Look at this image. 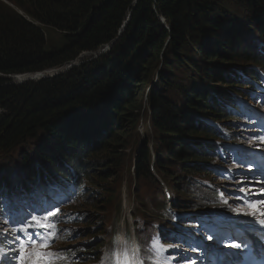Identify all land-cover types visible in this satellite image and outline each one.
<instances>
[{"label": "trees", "instance_id": "obj_1", "mask_svg": "<svg viewBox=\"0 0 264 264\" xmlns=\"http://www.w3.org/2000/svg\"><path fill=\"white\" fill-rule=\"evenodd\" d=\"M1 1L0 149L34 138L31 160L39 156L44 164L51 161L44 146L54 136L61 144L51 157L90 162L98 181L109 183L100 200L107 206L120 205L122 166L133 154L134 197L167 219L165 244L184 243L187 234L172 225L160 181L173 209L201 207L197 191L208 188L196 179H208L218 126L230 119L222 103L242 77L234 65L255 61L257 42L264 46V0ZM48 28L61 42L49 44ZM112 41L52 77L24 83L4 77L71 63ZM143 114L155 142L143 140L135 152ZM19 170L33 174L34 166ZM177 217L193 224L188 215Z\"/></svg>", "mask_w": 264, "mask_h": 264}, {"label": "bare ground", "instance_id": "obj_2", "mask_svg": "<svg viewBox=\"0 0 264 264\" xmlns=\"http://www.w3.org/2000/svg\"><path fill=\"white\" fill-rule=\"evenodd\" d=\"M2 1L9 4L8 0H2ZM10 6H13V5H10ZM35 23H38V22L35 21ZM251 43L253 44V41H251ZM260 45H261V43L257 42V47L261 48V46H263V45H261V46ZM51 71H54V69H49V71H47V72H51ZM39 73H45V72H39ZM36 74L38 75V73H36ZM23 79H27L26 74L23 76H15L16 81H20ZM18 83H23V82H18ZM253 89L254 90H263L264 84L263 83L256 84L253 86ZM253 89L248 87L247 90H245L243 93H241L240 97H243V98L248 97L249 95H251L254 92ZM248 90H252V91H248ZM93 102H94V100H93ZM238 104L239 103L237 100L235 107L239 111H247V110L250 111L249 107H245L243 105H241L239 107ZM251 106L254 109H257V107L254 106L253 102L251 103ZM143 115H144V117L146 116L145 114H143ZM143 115L139 117V121H138L137 126H136L138 138H137V142L135 145V150H134L135 152H136L137 148L141 145L143 140H146L148 145L155 142V139L153 137L150 139V138H148L147 134H144V133L140 134V132H139V124H140L141 119L143 118ZM150 126H151L150 122L148 121V127H150ZM239 128H240V126H237V124L235 126H225L223 131L221 132V135L222 136H228L231 134H235V135L240 134ZM239 142L241 143L239 146L246 147L249 144V143H243L242 140ZM134 151H133V153H134ZM10 153L11 152L3 151V152H0V155L2 157L8 158ZM208 154H210V153H208ZM38 157L39 156L33 158L31 161L36 162ZM28 161H30V160L25 159L22 162H19L17 160H13L11 162H8V165L5 168L0 169V171L4 170V172H5L4 174H0V193H14V198H13L14 206L9 207L8 209H5L4 211L0 212V215H6L5 213L7 211L16 212V214L8 216V221H10V220L13 221V223L15 225H17V229H18L19 233L23 234V235H25V233L20 231L21 228H26L30 232L39 231V229L36 227L37 222L35 221V219L40 217L43 219V221L41 223L54 225V227L62 229L63 231H60L58 237H59V239L63 240V233H65V231H64L65 229H63V216H66L67 218H72L73 217V211H74L73 210L74 208L65 211L66 202L68 200H70L71 202H75L77 200H83V198L79 195L78 188H80L82 186V181H83L84 177L87 174H92L91 173L92 170L89 169V167L92 164L90 162H87V161H81L82 162V168L79 166L80 163H77V165L73 164L67 168H63L62 166H60L58 168V172L60 174V179L56 182H58L60 184V188L63 192V208H62L58 203L62 192L52 191L46 184V179L50 178V177L46 176V175H42L41 172L38 173L39 170H41V169H42L41 171L44 170L45 164H48V167L51 168V166H52L50 164L51 161H46L44 164L43 163L42 164L37 163V164H30V165H29ZM25 162H27V163H25ZM20 166H26L28 169L31 166H34V173L31 174V173H28L27 171L17 170V167H20ZM95 173H96V171H95ZM225 173L227 174V172H225ZM50 179H52V178H50ZM105 185H109V183L103 184V186H105ZM92 189L94 191V194L88 195L89 198L92 200V204L90 205L92 207L91 212L93 213L92 219H94L95 222L97 221L98 225H99V223H103V221L101 220V216H99V212H100L99 203L100 202L96 199V196H95L96 190H97V185L92 186ZM135 190H136V186H134V190L132 191V194H134ZM71 194L73 195L72 198L70 196ZM230 196L241 197V195L237 192L231 193ZM220 198H224V196L222 195ZM220 198H218V199H220ZM231 207L234 210L239 211V209L237 208V206L235 204H232ZM85 208H87L86 205H85ZM246 213L248 216H259L257 213H249V212H246ZM53 216H55V219H53ZM4 217H6V216H4ZM33 217H35V219H33ZM46 217H47V219H45ZM134 218H135V215H134ZM95 222H93V224ZM246 222L249 223V222H251V220H247ZM87 223H88V220H87ZM136 224H137V222H136ZM160 224L165 226V224L163 222H160ZM175 225L178 227H181L183 225L188 226V224H184L180 221H177V223ZM94 228H96L95 225H94ZM66 230H68L70 232L77 233V229L71 230V229L67 228ZM85 230H88V229L86 228ZM54 232H56V230H54ZM54 232L51 229L50 235L54 236L53 235ZM81 232H84V229L81 228L79 230V233H81ZM99 234H101V233H99ZM4 236H5V234L3 232H0V238L4 237ZM92 242L98 243V239L92 238ZM0 243L4 244V242L1 239H0ZM192 243H194V242H192ZM48 244H49V247L46 249V251L48 252L50 248L58 251V253H60V260L63 261V253H65V251H63V247L61 246L58 239L55 237L54 242H49ZM194 244H195V246H198L197 244H199V243H194ZM32 247H34V246H32ZM6 249H8L7 246L5 247V250ZM28 250L30 253L32 252V250L30 248H28ZM99 250L102 253H105L106 250L110 251V247L100 246ZM177 250H178L177 248L171 249V251H169V253H167V255H164L160 252L154 253V256L157 258H163L164 257L167 261H175V259L177 258ZM202 250H203V252H207V254L212 255V256H217V255H221L224 253L223 248H215V249H210L208 251H207V249H202ZM52 252H53V250H52ZM77 252L82 253L84 251H83V249H78ZM198 256L200 259L202 258L201 257L202 255H198ZM31 258L35 259L34 253L32 254ZM64 259L66 260L65 264H68V263L82 264L81 261H77L75 258H70V257H68V255L64 256ZM169 259H172V260H169ZM45 260L48 262V264H55V261L51 257H45ZM105 260H107V261H105ZM111 260H112L111 257H105L104 255L102 257H100L98 255H94V256H92V259H91V261H93L94 264H110L109 262H111ZM150 260H152V257H149V261ZM5 264H7V261H5Z\"/></svg>", "mask_w": 264, "mask_h": 264}, {"label": "rangeland", "instance_id": "obj_3", "mask_svg": "<svg viewBox=\"0 0 264 264\" xmlns=\"http://www.w3.org/2000/svg\"><path fill=\"white\" fill-rule=\"evenodd\" d=\"M9 5H11V4H9ZM229 6L231 8H235L231 1L229 2ZM236 10L239 11L240 9L236 8ZM46 32H47V40H48L50 45L58 44L59 42H61V38H60V35L58 34V32H56V31H54L53 29H50V28H48ZM80 54H84L82 56L81 60L82 59H86L88 57L92 58L94 56V54H90L88 52H83V53H80ZM74 62H77V60L72 61V63H74ZM64 65H68V63L61 64V65H59L57 67H62ZM57 67H54V69L55 68L58 69ZM49 69H53V68H49ZM49 69H46L45 71H48ZM29 73H34V72H29ZM29 73H23L24 75L25 74L27 75V80L25 82L30 81V78H28ZM19 75H21V74H19ZM4 77H6L7 79L11 80L12 82H17L15 80L14 76H12V75H5ZM237 126H240V125L238 124ZM240 128H241V126H240ZM240 128H239V130H240L239 132L242 133V134H245V133L242 132V130ZM139 132H140V134H143V133L147 134L148 138H150V139L152 137L154 138V135L151 132V127H148L147 116L144 117V115H143V118L141 119L140 124H139ZM247 143H251V141H247ZM60 144H61L60 140L56 139L54 136H50L48 144L44 146V150L47 151L48 154H49V157H51V154L58 149ZM36 146H38V141L33 138V139H27L24 142H21V143H19L17 145H14V146H12V147H10L8 149H0V152H3V151L11 152L8 158L2 157L0 155V165L1 166L2 165H6L7 166L8 162H11L13 160H17L19 162H22L25 159L30 160V161H28L29 165L30 164H37V161L36 162L31 161V156L34 153V150H37ZM50 152H52V153H50ZM129 155L132 157L131 153H129ZM25 163H27V162H25ZM127 163H128V157H126V163L123 164V168H122V173H123V176H124L125 180H124L123 187H122L123 188V196H122V206H121L120 210L119 209L116 210L115 209L116 207L112 208V207L107 206L105 203L100 202L99 203V208H100L99 216H101V220L103 221V223H99V225H98V222L97 221L95 222V220L92 219V217H93V213L91 212L92 211V207L91 206H87V208L83 207V209L87 211L88 223L87 224L86 223L77 224L78 225V229H81L84 226L85 227L86 226L87 227H93L92 228L93 229L92 232H90L91 237H86V233H81V235L80 234H79V236L77 235L78 238L75 239L72 242L59 241L62 247H63V245L70 246L71 249L73 250L74 246L76 244H78V242H86L88 239L90 241H92V238H96L98 240H101L104 244L110 242L111 238H112V231H110V229H109L110 228L109 227V223L116 221L117 225H116V227L114 229V233L117 232L116 228L121 223L123 225V230H125V224H128V226L131 227L130 209H134V210L138 211L137 212V216H138L139 219L143 218V220H144V215H146L148 217L147 221L143 225V229H142V232H141L142 238L144 237V239H146L145 238L146 234L148 235V232H151L150 226H151L152 222L155 221V223L157 225H159L160 217H156L154 220H152V218H153L152 215L146 214V213H142V206L140 204H136L135 201L130 199L129 193H130L131 188H132V179H129V177H128V171L126 169V164ZM91 173H92V171H91ZM87 175L89 176L90 174H87ZM88 176H87V179H89ZM239 177H242V178H240L242 180L241 183H239L240 185H234L233 184L232 187H228L227 185H229V184H227L226 186L229 189L233 188L234 190L241 189L240 186H243L242 188L251 189L256 194H261V195L264 194V193H262L260 191V189H261L260 186H257L256 184H252L255 180L248 178L245 174H243V175H241ZM213 180H215V178H213ZM189 185H187V186H185L183 188L187 189V187ZM215 186H222V185L219 184V183H216ZM146 192L151 193V189L150 188L147 189ZM186 192H187L188 195L191 194L188 191H186ZM227 195L228 194H226L224 196V198H221V199L223 201H226V196ZM258 200H264V198L263 197H259V198L256 199V201H258ZM231 202L232 201H228V203H231ZM258 206H259V210H258L259 213L264 212V203H261ZM246 211H248V209H246ZM139 221H141V220H139ZM93 222H95V223L93 224ZM94 225L96 226L97 229L98 228L99 229L97 230L96 228H94ZM99 233H101L103 235H101ZM121 242H123L124 245H126V243H127L126 239L123 238L122 236H120V243ZM127 245H128V248H127L126 252H131L130 255H132V252H135V248H132L133 249V251H132V249L130 248L128 243H127ZM108 247H110V245H108ZM239 248H240V245H239ZM243 248H244V250L246 252H249V250L245 246ZM120 251H121V248H120ZM136 251H137V249H136ZM63 254H66V253H63ZM112 254H113V251L110 252L109 250H106V252L104 253V256L105 257H109ZM248 257L249 256H247V258ZM144 259H145V261H144L145 264H147L148 262L150 263L149 257L145 256ZM81 263L82 264H91L90 262H88L84 258L81 260Z\"/></svg>", "mask_w": 264, "mask_h": 264}, {"label": "snow or ice", "instance_id": "obj_4", "mask_svg": "<svg viewBox=\"0 0 264 264\" xmlns=\"http://www.w3.org/2000/svg\"><path fill=\"white\" fill-rule=\"evenodd\" d=\"M261 139L264 140V137ZM239 191L245 192L249 197L256 195L251 189L241 188ZM260 191L264 193V186L261 187ZM236 199H242V197H237ZM261 203H264V200H258L256 203L250 202L249 206L256 209ZM261 214L264 215V212ZM33 219H35V217H33ZM45 219H47V217ZM53 219H55V216H53ZM261 223H264V221H261ZM38 227L43 231L30 232L26 228H21L20 231L25 233L23 238L19 235H13L11 243L7 246L11 254L9 255V251H4L0 248V264H5V261H7V264H48L45 257L54 255V253L46 251L48 243L54 242L55 239L54 236L50 235V229H52L54 225L41 223ZM59 231L63 230L58 229L57 234ZM29 246H34L31 253L28 250ZM232 247L238 248L239 245L233 244ZM33 253L35 254V259L31 258Z\"/></svg>", "mask_w": 264, "mask_h": 264}, {"label": "water", "instance_id": "obj_5", "mask_svg": "<svg viewBox=\"0 0 264 264\" xmlns=\"http://www.w3.org/2000/svg\"><path fill=\"white\" fill-rule=\"evenodd\" d=\"M129 17H130V13L128 14L126 20H128ZM123 25H125V22L123 23ZM121 32H122V30L119 31L118 35H119ZM113 41H114V40H113ZM113 41L110 42L109 44H106L104 47L100 48L98 51L94 52V53H93V54H94L93 57H96L97 55L101 54V53L104 52L105 50H108L109 47L112 45ZM75 64H76L75 62H74V63H72V62L69 63L68 66H67V69L70 68L72 65H75Z\"/></svg>", "mask_w": 264, "mask_h": 264}]
</instances>
